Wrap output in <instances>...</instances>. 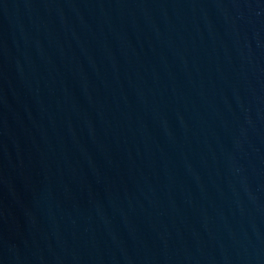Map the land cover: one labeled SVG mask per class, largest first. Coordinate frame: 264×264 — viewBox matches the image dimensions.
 <instances>
[{
  "label": "water",
  "instance_id": "obj_1",
  "mask_svg": "<svg viewBox=\"0 0 264 264\" xmlns=\"http://www.w3.org/2000/svg\"><path fill=\"white\" fill-rule=\"evenodd\" d=\"M0 264H264V0H0Z\"/></svg>",
  "mask_w": 264,
  "mask_h": 264
}]
</instances>
